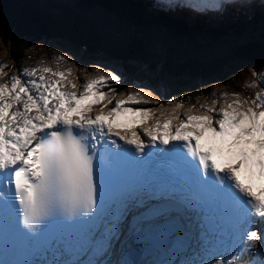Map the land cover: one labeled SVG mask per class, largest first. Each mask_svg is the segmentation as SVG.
Masks as SVG:
<instances>
[{
	"label": "snow or ice",
	"instance_id": "snow-or-ice-1",
	"mask_svg": "<svg viewBox=\"0 0 264 264\" xmlns=\"http://www.w3.org/2000/svg\"><path fill=\"white\" fill-rule=\"evenodd\" d=\"M155 6L203 17L249 5ZM49 60L10 76L0 63V264H122L111 257L129 226L164 230L175 258L155 264H264V89L200 93L181 112L184 93L122 88L99 63L74 76L58 48ZM247 67L264 83V67Z\"/></svg>",
	"mask_w": 264,
	"mask_h": 264
},
{
	"label": "trees",
	"instance_id": "trees-1",
	"mask_svg": "<svg viewBox=\"0 0 264 264\" xmlns=\"http://www.w3.org/2000/svg\"><path fill=\"white\" fill-rule=\"evenodd\" d=\"M143 5L144 0H71L52 11L34 0H0V15L16 55L27 39L66 41L88 55L101 53L150 69L159 67L176 77L170 92L175 97L184 88L193 91L190 78H217L234 86L239 61L264 62V15L210 28L203 21L190 25L182 18L148 13ZM246 30L254 40H248ZM0 38L8 42V36Z\"/></svg>",
	"mask_w": 264,
	"mask_h": 264
},
{
	"label": "rangeland",
	"instance_id": "rangeland-1",
	"mask_svg": "<svg viewBox=\"0 0 264 264\" xmlns=\"http://www.w3.org/2000/svg\"><path fill=\"white\" fill-rule=\"evenodd\" d=\"M34 1L38 5L44 8H49L50 10L54 11L59 8L60 5H69L71 0ZM144 2V9L148 13L166 16L168 18H182L190 25L194 24L197 21H203L205 26L210 28L216 27V24L230 25L236 22L238 19L246 18L252 14L264 15V0H247L249 6L246 7L242 12L224 14L221 16L209 15L203 17H194L191 15L182 14L181 12L175 9L163 10L155 6L157 0H155V2H151L152 5H150V2H148L147 0H144ZM10 33L11 32H7L8 42H3L0 38V63H6L8 65L5 71L9 73V76L16 72L22 63L25 67L36 66L37 64L41 63V59H43V62L45 64L51 63L49 57L52 55V49L58 48L61 51L68 52V54L73 56V59L77 61V64H72L71 62L65 64L62 62L60 64L61 71L71 69L72 74L74 76L79 75L83 78L84 73L80 65H92L99 63L101 66L110 67L112 71H116L118 74L122 75L124 80L122 88H127L129 84H133L135 87L138 88L150 89L151 92L156 94V96L166 95V99L170 98V92L174 87V78L176 77L161 72L159 67H157L156 69H150L145 64H142L141 62H136L135 60H126L122 62L120 60L110 59L109 57L101 53L88 55L84 52L82 48L75 47L66 41L58 39H40L36 41H31L30 39H27L21 46V48L23 47L21 52L16 55V53H13L12 49H10L9 46V40L11 38ZM245 33H250L249 35L247 34L248 40H254V35H252L249 30H246ZM41 45H46V47H41ZM248 64L257 67L258 70L264 67V62L261 64H252L248 61H239L238 65L236 66L238 70H235V72H237L238 79H236L237 82L234 86L224 84L217 78H212L209 80H202L200 78H190L192 83L191 85L194 86V89L193 91L190 90V93H188L187 88L182 89L185 93V98H187L188 101H182L186 105H184V109H182L181 112L188 109L193 104H195L196 107H199L200 104L205 103V98L204 96L200 95V93L207 94L209 91L212 90H214L217 94L221 92H237L242 98H245L248 96H254L257 92H260L261 89H264V83L260 82L258 77H253L251 70H249V68L247 67ZM51 66L56 67L55 63H51ZM144 77H146L147 82L145 79H143ZM5 79H7V77H5ZM25 79H28V77H25ZM253 80H257V83L252 84L251 82ZM141 95H143L147 100L150 101L154 99V96L150 95L148 92L142 93ZM189 96L191 97V99L188 98ZM142 106L159 107V105L157 104H148ZM165 108L170 109L171 107L170 105L165 104ZM257 111H259V109H257ZM147 237L150 236L148 234L135 232L134 230L125 229L124 234L120 237L119 243L116 244V255L112 256L111 258L114 260H119L122 262V264H124L123 260L125 258L126 253L130 252L129 249H135L137 254H141V251L144 249V253L141 255V260L138 264H155V262H158L161 258H158V256H160V254L162 256L165 254L164 252L167 250V247L166 249H162L160 247L161 245L157 246V250L161 252L155 258L154 255L151 256L150 254L145 252L146 247L143 244V241ZM151 259L154 261H152Z\"/></svg>",
	"mask_w": 264,
	"mask_h": 264
},
{
	"label": "bare ground",
	"instance_id": "bare-ground-1",
	"mask_svg": "<svg viewBox=\"0 0 264 264\" xmlns=\"http://www.w3.org/2000/svg\"><path fill=\"white\" fill-rule=\"evenodd\" d=\"M150 1H152V2H155V0H150ZM252 1V0H251ZM174 106V105H173ZM172 108V107H171ZM170 108V109H171ZM169 109V108H168ZM129 229L130 230H132L131 228H130V226H129ZM163 232H164V230H162V232H161V234L160 235H156V236H151V235H149L150 237H147L144 241H143V244L145 245V247H146V250H145V252L146 253H148V254H150L151 256H155V258L160 254V252L161 251H159V250H157V246H159V245H161L160 247L162 248V249H166V247H167V238H166V236L163 234ZM143 240V239H142ZM123 249V248H122ZM144 250V249H143ZM142 250V251H143ZM141 251V254H140V258H141V255L143 254V252ZM165 254L162 256L161 254H160V256H158V258L159 257H161L160 259H159V261H162V260H167V259H173V258H175L174 257V255L170 252V251H168V250H166L165 252H164ZM135 254H136V251L135 250H133L132 252L130 251L129 253H128V255H127V257H126V260L124 259V264H138V262H136L134 259H135ZM139 260H141V259H139ZM152 260V259H151ZM152 261H154V260H152ZM156 261H157V259H156Z\"/></svg>",
	"mask_w": 264,
	"mask_h": 264
},
{
	"label": "water",
	"instance_id": "water-1",
	"mask_svg": "<svg viewBox=\"0 0 264 264\" xmlns=\"http://www.w3.org/2000/svg\"><path fill=\"white\" fill-rule=\"evenodd\" d=\"M133 250H135V249H131L130 251L132 252ZM135 251H136V250H135ZM139 252H140V251H139ZM136 253H137V252H136ZM127 255H128V254H127ZM134 257H135L134 260H135L136 262H138V260L140 259V254H138V255L135 254Z\"/></svg>",
	"mask_w": 264,
	"mask_h": 264
}]
</instances>
